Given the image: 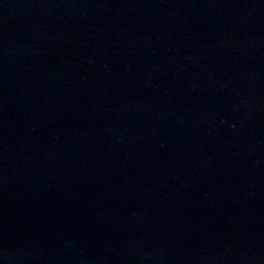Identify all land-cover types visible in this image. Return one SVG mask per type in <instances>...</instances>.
Instances as JSON below:
<instances>
[{
	"label": "water",
	"instance_id": "1",
	"mask_svg": "<svg viewBox=\"0 0 264 264\" xmlns=\"http://www.w3.org/2000/svg\"><path fill=\"white\" fill-rule=\"evenodd\" d=\"M0 264H264V0H0Z\"/></svg>",
	"mask_w": 264,
	"mask_h": 264
}]
</instances>
